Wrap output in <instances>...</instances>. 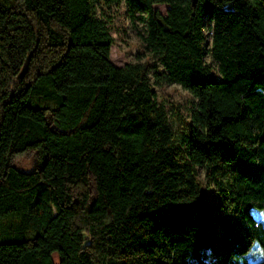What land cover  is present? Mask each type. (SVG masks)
I'll return each mask as SVG.
<instances>
[{
	"label": "trees",
	"instance_id": "trees-1",
	"mask_svg": "<svg viewBox=\"0 0 264 264\" xmlns=\"http://www.w3.org/2000/svg\"><path fill=\"white\" fill-rule=\"evenodd\" d=\"M122 4L150 59L117 67ZM254 209L264 0H0V264H264Z\"/></svg>",
	"mask_w": 264,
	"mask_h": 264
},
{
	"label": "rangeland",
	"instance_id": "rangeland-1",
	"mask_svg": "<svg viewBox=\"0 0 264 264\" xmlns=\"http://www.w3.org/2000/svg\"><path fill=\"white\" fill-rule=\"evenodd\" d=\"M167 9V5L154 6V10H158L162 15H166ZM110 13L114 16L115 22V30L112 33L115 39V44L111 48L112 63L117 67H123L130 62H145L149 60V52L143 47L127 15L126 4H122L119 10H110ZM139 26L142 27V23H139ZM155 91L159 97L167 98L170 102L180 105L185 113L191 107L193 99L191 93L177 84L164 85L162 87L155 86ZM37 160L38 155L35 152H29L18 157L15 160V165L22 169L30 170L35 166ZM198 172L200 180L205 182V170L202 167H198ZM252 215L256 219L264 221L263 210L254 209ZM257 250L261 249L257 247ZM261 258L262 256L259 255L255 260H260ZM56 263H58V259H56Z\"/></svg>",
	"mask_w": 264,
	"mask_h": 264
},
{
	"label": "water",
	"instance_id": "water-1",
	"mask_svg": "<svg viewBox=\"0 0 264 264\" xmlns=\"http://www.w3.org/2000/svg\"><path fill=\"white\" fill-rule=\"evenodd\" d=\"M197 1L198 0H192V2H193V5H196V3H197ZM25 72H26V67L24 68V70L22 71V73L20 74V78H23L24 77V75H25Z\"/></svg>",
	"mask_w": 264,
	"mask_h": 264
}]
</instances>
